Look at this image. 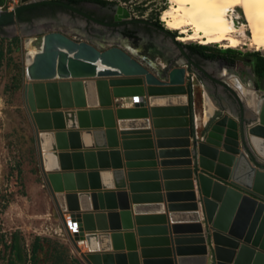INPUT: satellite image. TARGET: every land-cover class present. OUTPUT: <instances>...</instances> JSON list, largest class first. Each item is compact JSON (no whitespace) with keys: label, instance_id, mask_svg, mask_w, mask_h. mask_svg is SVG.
<instances>
[{"label":"water","instance_id":"1","mask_svg":"<svg viewBox=\"0 0 264 264\" xmlns=\"http://www.w3.org/2000/svg\"><path fill=\"white\" fill-rule=\"evenodd\" d=\"M56 2L21 0L0 10V34L27 10ZM115 20L114 26L137 21ZM184 58L157 73L121 46L98 47L56 30L26 54L25 100L41 170L87 264H264L260 108L250 119L221 80L238 100V114H209L199 135L193 92L201 81L196 71H207ZM135 96L141 102L133 106L119 101ZM145 158L151 160H139ZM159 163L163 182L158 170H138ZM148 174L154 180H140ZM65 213L79 222L75 234Z\"/></svg>","mask_w":264,"mask_h":264},{"label":"rangeland","instance_id":"2","mask_svg":"<svg viewBox=\"0 0 264 264\" xmlns=\"http://www.w3.org/2000/svg\"><path fill=\"white\" fill-rule=\"evenodd\" d=\"M8 1L0 0L2 10H8ZM114 1L123 6L135 7L136 11L135 3L137 6L142 4L143 11H137V14L158 17L149 19L156 20L168 29L162 21V15L171 6L170 0ZM20 4L21 0H18V5ZM14 8L16 7L11 9ZM238 12L242 17L241 21L248 24L245 11L239 8ZM64 15L66 18H42L41 22L37 19L34 23L23 18V21L18 20L6 26L0 34V264H87L73 245L44 179L35 128L25 100V84L28 82L26 54L30 49H40L46 32L61 31L74 39L88 40L98 47L121 46L134 53L145 64L152 60L153 66L150 68L157 73L162 72L163 65L184 60L185 53L194 61L198 58V64L205 70L206 66L213 65L214 73L222 65L235 67L243 56H264V49H257L250 43L252 32L248 26H245L247 35L242 40L244 42L238 47H226L225 43L207 45L209 53H228L220 58L207 59L191 49L194 44L204 45L199 41H179L183 44L179 46L165 32L145 25H141L139 31L142 38L135 33L137 31L124 26L114 29L113 34L105 31L106 36H99L93 30L97 26L93 21L88 22L85 18L75 21L68 14ZM169 31L177 37L180 35L179 30ZM129 32L134 33L130 36ZM150 38L165 50L158 47L150 50ZM224 50L233 52L221 53ZM196 74L202 80L198 87L203 84L204 79L210 78L200 70ZM202 92V88L195 89V109L205 119ZM212 95L213 109L209 111L210 116L217 118L228 111L237 115L238 106L237 108L234 103L227 101L214 89ZM119 101L122 105L129 102L123 99ZM203 128L204 125L199 127V135Z\"/></svg>","mask_w":264,"mask_h":264},{"label":"bare ground","instance_id":"3","mask_svg":"<svg viewBox=\"0 0 264 264\" xmlns=\"http://www.w3.org/2000/svg\"><path fill=\"white\" fill-rule=\"evenodd\" d=\"M170 2L171 6L163 13L162 21L169 30L180 31L178 41H199L204 45L225 43L224 46L235 48L244 42L242 40L247 35L245 26H248L252 32L250 43L257 49H264V2L260 0H250V2L241 0L240 3L231 0H170ZM239 8L245 11L248 24L241 21ZM37 51L30 49V56ZM225 74L228 79H236L232 75L228 76L227 70ZM136 98L132 99L134 103L141 102L138 101L140 98ZM252 108L256 111L260 108L259 115L264 120V96L259 97ZM208 116L206 113V119ZM200 119L197 114L198 124ZM85 243L79 242L87 249Z\"/></svg>","mask_w":264,"mask_h":264},{"label":"crops","instance_id":"4","mask_svg":"<svg viewBox=\"0 0 264 264\" xmlns=\"http://www.w3.org/2000/svg\"><path fill=\"white\" fill-rule=\"evenodd\" d=\"M199 55V54H198ZM201 56V55H199ZM198 58H196V62L198 63ZM231 60H235L234 58H231ZM263 60L264 61V56L263 55H257V54H253V55H247V56H243L241 58V61H237V65L235 67L229 66V65H222V67L216 72L214 73V68L213 65L211 66H206V71L207 73L211 76V79L206 80L204 79L203 84L200 85V87L196 86V88L200 89L202 88V93H203V106L205 107V110L208 115L210 114V110L213 109V103H212V94H213V89L216 91V93L218 92V94L220 93V95H222L223 97H225V99L227 101H229L230 103H234L235 106H239L238 104V100L235 98L234 94L231 92V90L229 88H227L222 82L221 80L227 82L231 88H233L237 94L240 96V101L243 103L245 110H246V115L248 117H250V119H255V113H254V108H252V106H254L258 100L259 97L263 96L264 94V82H261V79H264L257 73V66L259 64V61ZM242 64H241V63ZM225 70L228 71L229 75H232L234 78L236 79H228L226 74H225ZM210 72H213L210 73ZM263 75H264V71H263ZM198 77V76H197ZM239 79V80H238ZM202 82V81H200ZM257 82L258 85H257ZM235 85V86H234ZM238 88H237V87ZM242 94H241V92ZM197 92V91H196ZM118 100V99H116ZM121 100V98L119 99ZM125 101H129L130 98L128 99H123ZM135 102H137L136 100H134ZM130 102V101H129ZM251 106V107H250ZM238 108V107H237ZM225 114V113H224ZM238 114V112H237ZM203 118V116H202ZM201 118V119H202ZM204 119V118H203ZM206 118L204 120H201L203 122H205ZM154 148L157 150L159 149L158 147V142L157 139H155L154 137ZM140 161H147V160H151L148 158L145 159H139ZM124 163L126 162L125 159H123ZM138 170H140L141 172H147V173H153L154 170H158L159 172V179L165 180L163 178V174H162V170L163 167L161 166V164H157L156 166L153 165H143L141 167L138 168ZM128 172L129 169L125 168V173H126V177L128 180ZM154 175L153 174H148L147 176H143L140 180H154ZM163 182V181H162ZM196 189L197 192L199 191V187L198 185H196ZM128 191L130 192L129 188ZM164 194V198H165V203L166 202V190L165 187L162 186V191ZM199 193V192H198ZM131 206L133 207V202L132 200L130 201ZM167 208V205H166ZM134 210L132 209V212ZM168 214V211H167ZM169 216V215H168ZM135 217V213L133 212V218ZM65 227V226H64ZM138 237V236H137ZM84 250H86L85 248H83ZM142 260V258H141Z\"/></svg>","mask_w":264,"mask_h":264},{"label":"flooded vegetation","instance_id":"5","mask_svg":"<svg viewBox=\"0 0 264 264\" xmlns=\"http://www.w3.org/2000/svg\"><path fill=\"white\" fill-rule=\"evenodd\" d=\"M56 1H57L56 3H50L29 9L23 14L22 17L24 19H27L30 23H34L35 20L41 18H60V19L66 18L64 15V13H66L69 15V18H73L75 21L78 20V18H82V19L85 18L88 22L93 21L94 23H96L98 27L95 26L93 30L95 32H98L96 34L99 36L102 34H103L102 36H106V34L104 33L105 31H109L110 33L113 34L115 33L114 29L120 26H124V28L128 27V29L130 30L137 31L135 32L137 35L141 30L140 29L141 25H145L157 31H162L160 27H164L159 22H156V20L149 19V18H158V17H152V16L148 17L146 15L143 14L139 15L136 13L137 11L138 12L143 11L142 4L137 6V4L135 3L137 7L136 8L137 11H136L134 10L135 7L123 6L119 3H116L114 0H110V1L90 0L89 2L85 0H56ZM127 13L129 14L127 15ZM115 18H135L137 19V21L128 24H123L120 26H114L113 24L116 21ZM132 33L134 32H129V35L131 36ZM173 35L177 37V35L175 34ZM139 36L142 38L140 34ZM149 40L152 43L150 50H153L155 47H158L160 50H165V48L162 47L161 44L157 43L152 38H150ZM151 62L152 60H149L146 62V64L149 67H152L153 64ZM198 65L201 66L200 64ZM202 73H204V75L207 76V78L209 77L211 78V76L208 73L205 72ZM261 82H264V79H261ZM258 83L259 82H257V85Z\"/></svg>","mask_w":264,"mask_h":264},{"label":"trees","instance_id":"6","mask_svg":"<svg viewBox=\"0 0 264 264\" xmlns=\"http://www.w3.org/2000/svg\"><path fill=\"white\" fill-rule=\"evenodd\" d=\"M100 1H105V0H100ZM191 49L192 51H194L195 53L201 55L202 57L204 58H207V59H215V58H220L222 56H226L228 55V53H226L227 51H232L233 50H224V52H221V53H226L225 55L224 54H217V53H209L208 52V49L209 47L207 45H200V44H194L191 46ZM263 71H264V61L263 60H260L259 61V64L257 66V73L263 78Z\"/></svg>","mask_w":264,"mask_h":264},{"label":"built area","instance_id":"7","mask_svg":"<svg viewBox=\"0 0 264 264\" xmlns=\"http://www.w3.org/2000/svg\"><path fill=\"white\" fill-rule=\"evenodd\" d=\"M8 3L10 4L9 6H8V10L9 9H11V8H13V7H17L16 5H18V0H9L8 1ZM0 10H2V7L0 6ZM195 89H196V85L194 86V94H195ZM137 96H135V98L134 99H137L136 98ZM139 98V97H138ZM138 101H140V100H138ZM135 103L133 102V101H130V105H134ZM194 107H195V100H194ZM195 127H196V129H197V131H198V129H199V124H198V122H197V120H196V125H195ZM65 218H66V220L68 221V229H69V231L71 232V234H75L76 232H78V230H79V222L77 221V220H74L73 218H72V215H71V213H65ZM72 223H74L75 225L73 226L72 225ZM65 229H66V227H65ZM66 231L68 232V230L66 229Z\"/></svg>","mask_w":264,"mask_h":264},{"label":"snow or ice","instance_id":"8","mask_svg":"<svg viewBox=\"0 0 264 264\" xmlns=\"http://www.w3.org/2000/svg\"><path fill=\"white\" fill-rule=\"evenodd\" d=\"M231 2L240 3L241 0H231ZM243 2H250V0H243ZM260 2H264V0H260Z\"/></svg>","mask_w":264,"mask_h":264}]
</instances>
